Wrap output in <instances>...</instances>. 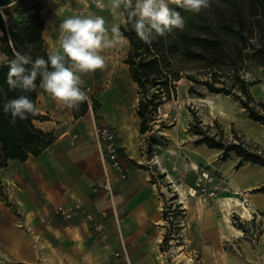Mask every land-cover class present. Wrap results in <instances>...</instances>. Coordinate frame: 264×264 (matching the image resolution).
Wrapping results in <instances>:
<instances>
[{
  "label": "crops",
  "instance_id": "crops-1",
  "mask_svg": "<svg viewBox=\"0 0 264 264\" xmlns=\"http://www.w3.org/2000/svg\"><path fill=\"white\" fill-rule=\"evenodd\" d=\"M171 2L172 0H168V3ZM31 8H35L44 22L43 37L49 52L59 50L58 28L64 19L77 14H93L95 11L87 0H0V10L3 14L11 15L16 20L25 19ZM100 14L105 18L111 36L113 26L120 24L123 19L122 12L114 14L105 10L100 11ZM0 57L3 55L0 54ZM36 107L37 112L46 119L34 121L35 125L44 131L52 132L55 139L39 155L30 156L23 162L9 160L7 166L0 168V181L9 186L6 188L10 195V202L0 197V263L38 262L41 250L39 245L34 246L31 242L35 240L38 243L36 236L45 241L50 264H82L83 257L89 254L90 241L107 242L102 247L108 251L102 257L108 261L113 252L121 251L120 240L129 251L130 264L142 261L139 257L145 260L150 258V253L156 249L150 245L156 235V232L151 230V225L159 222V215L149 189H145L142 181L139 182L137 173L133 172L130 177L128 173L126 179H120L115 171L108 170L117 187L115 203L122 220L117 224L109 213V217L104 219V237L89 231L88 224L82 217L83 213H79L72 221H61L53 215L55 207H66L76 200L82 202L84 212L94 216L107 208L109 201L104 193L92 192V186L103 173L105 163L92 137L96 120L90 105L85 115L75 118L72 108L61 105L48 94L40 92ZM257 123L264 128V125ZM72 133L78 134L73 145ZM258 140L260 139L256 138L255 141ZM133 141L134 139L123 141L131 153L136 150ZM194 148L199 149L202 158L199 162L205 160L210 164L206 160L209 155L211 159H217V151L214 149L201 146ZM238 161L239 157L231 152L228 158L221 162L225 180H234L233 183L240 191L239 196L245 195L244 199L252 204L256 213L264 215V166L243 162L236 167ZM20 221L23 222L22 227L19 225ZM148 239L151 240L146 243ZM263 241L264 234L258 245L259 253L264 251ZM213 253L214 249H202L201 261L204 264H250L248 260L254 259L252 254L248 256L246 251V258L243 259L233 253H225L220 257ZM224 255H235L237 260L235 263L227 262L223 258ZM133 257L140 260L132 262Z\"/></svg>",
  "mask_w": 264,
  "mask_h": 264
},
{
  "label": "rangeland",
  "instance_id": "rangeland-1",
  "mask_svg": "<svg viewBox=\"0 0 264 264\" xmlns=\"http://www.w3.org/2000/svg\"><path fill=\"white\" fill-rule=\"evenodd\" d=\"M122 16L121 23L117 24L118 28L120 25L126 24L124 13ZM254 44V46L262 45L264 47V29L259 37L254 40ZM128 49L129 42L104 50L102 54L107 59L106 67L83 75L82 79L85 83L82 88L89 87L88 101L92 109L94 101L100 104L98 109L93 110L96 123H109L115 128L120 141V154L129 177L133 172L137 173L139 182L142 181L145 189H149L159 215V223L151 225V230L153 233L156 232V235L153 239L151 238L152 244L150 245L156 249L150 253V258L147 260L139 257L142 261H138V264H180L174 260L170 251L173 245L172 241L177 242L178 245L188 244V248H185L184 251L193 259L192 264H204L201 261V253L204 248L214 249L216 257L225 253H233L242 259L246 258L244 246L247 243L253 250L252 256L254 258L248 262L250 264H264V251L258 252V245L264 234V215L260 213L258 216V213L253 212L254 218L244 220L236 212L232 213L230 217L232 224L241 228L244 235L240 238L231 237V240L221 239L215 221L218 214L215 212V216H213L208 210L214 206L213 199L224 195V188H227L229 181V178L227 181L225 180L224 172L221 170L222 161L219 159L221 151L213 148L217 151V159H211L210 155L206 159L213 165L211 166L205 160L199 162L202 159L199 149L194 148L207 147L206 143L197 144V140L200 138L197 131L202 130V132L213 135L215 139L225 143L242 139L247 146L257 148L264 153L263 138L255 141L259 135L264 133V128L249 119L248 112L232 95L210 93L203 85L182 78L176 82V97L166 101L167 104L164 102L156 109L148 122L149 129L141 134L139 132L140 119L136 114L137 85L130 79L128 66L124 63ZM3 59L4 56L0 57V63ZM242 76L246 83L255 82L249 87V92L255 101L251 104L256 105L260 101L264 102V63L247 61ZM204 77L205 74L201 72L199 78ZM190 88L193 93L189 92ZM234 90L240 93L238 84L234 85ZM208 99H212V103H208ZM255 109L264 113L260 106H256ZM120 118L124 120L128 129L133 133L131 139H134L135 153H131L128 146L123 144L124 140H128L119 129L118 120ZM250 136L255 137V139L252 140L253 138ZM195 164L199 166L201 173H207L210 178L197 181L198 177L192 176ZM189 183L192 185H195L193 183L199 184L196 189L197 195L205 207L203 217H199L196 208L193 209L192 207L188 210L179 201L175 184L186 189ZM1 184L3 191L8 195L7 201L10 202V199L8 200L10 195L6 188L9 186L2 182ZM164 188L169 194L164 192ZM190 202L191 204L194 203V198ZM245 203L249 205L247 200ZM53 215L61 221H66L55 213ZM88 229L94 234L89 226ZM151 239H148L146 243ZM105 244H107L106 241L99 243L90 241L89 254L83 257L82 264H107L108 259L102 257L108 251L102 247ZM46 249L47 245L44 250L40 249L41 258L39 257L38 262L32 264H50ZM139 258L133 257L132 262L140 260Z\"/></svg>",
  "mask_w": 264,
  "mask_h": 264
},
{
  "label": "trees",
  "instance_id": "trees-1",
  "mask_svg": "<svg viewBox=\"0 0 264 264\" xmlns=\"http://www.w3.org/2000/svg\"><path fill=\"white\" fill-rule=\"evenodd\" d=\"M169 7L185 19V28L172 29L150 45L137 37L126 13V24L119 26V31L129 42L124 63L128 66L130 79L137 85L139 132L143 134L149 129L148 122L159 106L176 97V82L182 78L203 85L210 93L232 95L250 119L264 125V113L255 109L260 106L264 110V102L251 104L255 101L249 87L255 82L246 83L242 76L247 61L264 63V47L254 46V40L264 29V0H210V7L198 14L173 2ZM43 30L44 22L37 12L22 20L8 14L5 18L0 16V54L4 56L0 63V168L7 166L9 160L23 162L30 156L39 155L55 139L52 132L35 125L34 121L46 119L39 112L23 121L17 119L15 124L10 123V114L3 112L5 98L27 95L36 105L38 94H47L39 88V78L37 88L30 92L12 90L7 85V62L14 58V50L29 52L33 59L37 56L47 59L49 51ZM201 72L205 74L204 78H199ZM235 84L239 85L240 93L234 90ZM189 92L193 93V90L190 88ZM89 105L87 99L78 108H72L75 118L85 115ZM99 106L94 101L93 110ZM197 132L200 134L197 144L206 143L207 147L220 150L221 161L233 152L239 157L236 167L243 162L264 166V153L247 146L244 140L225 143L202 130ZM0 197L3 200L8 197L1 181Z\"/></svg>",
  "mask_w": 264,
  "mask_h": 264
},
{
  "label": "clouds",
  "instance_id": "clouds-1",
  "mask_svg": "<svg viewBox=\"0 0 264 264\" xmlns=\"http://www.w3.org/2000/svg\"><path fill=\"white\" fill-rule=\"evenodd\" d=\"M187 11L198 14L210 7V0H172ZM99 6V3H98ZM114 14L126 13L132 30L145 44H151L157 37L165 36L172 29L183 30L185 19L169 7L168 0H111ZM59 50L48 53L47 59L29 52L14 50V58L8 61L7 85L9 89L22 92L39 88L54 101L68 108H78L88 97L82 86L83 75L106 67L104 50L128 43L118 26L106 27L105 18L95 14H77L59 24ZM30 49L31 45H27ZM38 109L27 95L7 99L3 112L10 114V123L23 121L35 115Z\"/></svg>",
  "mask_w": 264,
  "mask_h": 264
},
{
  "label": "built area",
  "instance_id": "built-area-1",
  "mask_svg": "<svg viewBox=\"0 0 264 264\" xmlns=\"http://www.w3.org/2000/svg\"><path fill=\"white\" fill-rule=\"evenodd\" d=\"M87 2L94 8L95 11L93 14H95L96 16H101L100 11L107 10L109 12H113L111 9V2H108L107 0H87ZM34 13H36L35 8H31L29 10V15H33ZM0 16L5 18V15L1 10ZM82 90L86 92L88 97L89 87L82 88ZM77 137V133L71 134L72 145L75 144ZM93 139L105 163V168L103 173L93 184L92 192L96 193L98 191H102L106 199L109 201V206L100 210L98 215L94 216L89 212H84L82 202L76 200L69 206L55 207L53 209V213L61 216L66 221H72L79 215V213H83L82 217L87 222L92 231L95 232L98 236L104 237L106 232L104 219L109 217V213L113 215L114 220L117 224H120L122 220L118 214L115 203L117 187L115 185V182L111 179L108 170L115 171L120 179H126L128 177V171L121 159L120 143L114 127L107 123H95L93 127ZM254 213L256 212L254 211ZM19 225L22 227L23 222H19ZM120 241L122 243L121 251L113 252L112 258L108 261L107 264H130L129 251L125 243H123L122 240Z\"/></svg>",
  "mask_w": 264,
  "mask_h": 264
},
{
  "label": "bare ground",
  "instance_id": "bare-ground-1",
  "mask_svg": "<svg viewBox=\"0 0 264 264\" xmlns=\"http://www.w3.org/2000/svg\"><path fill=\"white\" fill-rule=\"evenodd\" d=\"M211 100L208 99V103L209 102L212 103ZM229 103H227V104L229 105ZM166 104H167V102H166ZM220 111H221V109H220ZM121 119L122 118H120V120H118L119 129H120L121 133L124 135V137H126L130 141L132 136H133V133L131 132L130 129H128V126L125 124L124 120H121ZM135 129L137 131V128H135ZM255 135L258 136V134H255ZM263 136H264V133L259 135L258 137L261 140L263 138ZM171 152H172V150H171ZM192 174H193L192 176L198 177L197 181H201L203 178H206V179L210 178L207 173H201L199 171V166L196 164L194 166V170L192 171ZM168 175L171 177L170 174H168ZM190 180H193V179H190ZM233 181L231 178H229V181L227 183V188H224V195L218 196L215 199H213V205L214 206L208 208V210L210 211V213H212L213 216H215V214H214L215 212H216V214H218V218H217V220H215L217 223L218 234H219V237L221 239L225 238L226 240H231V237H233V238L239 237L240 238L244 235V232L241 228L235 227L232 224L231 219H230L232 213L236 212L239 215V217H241L244 220H251L252 218H254V216H253L254 208L251 206L252 204L248 205L247 203L244 202L245 200H247V199L243 200V198L246 197L245 195L242 197V195L240 194L241 196H239L240 191H239L237 185H235L233 183ZM193 184H195V185H192L189 183V185L186 189L181 188L177 184H175L174 187H176V189H177L179 201L181 203H183V207L188 209V210L192 207H193V209L196 208L199 212V217H203L205 207H204V204L202 203V200L197 195L198 191L196 189V186H199V184L198 183H193ZM163 190H164V192L169 194V192L167 190H165V188ZM192 198H194L195 202L191 204L190 200ZM258 216H259V214H258ZM35 239L38 240V243H37V241L31 239L32 244L34 246L39 245L38 246L39 249L44 250L46 247V243L43 240H39L40 238L38 236H36ZM176 243L177 242L172 241L173 245H172V248L170 250L172 252L174 260H177L178 263H180V264H192L193 259L189 255H187L186 252L184 251L185 248H188V244L183 243V244L178 245ZM244 249H245L248 256H250L253 253V250L248 243L245 244ZM213 254H215V253H213ZM223 258L226 259L227 262H234L235 260H237V256H235V255H232V256L224 255ZM162 262H163V260H162ZM224 264H225V262H224Z\"/></svg>",
  "mask_w": 264,
  "mask_h": 264
}]
</instances>
